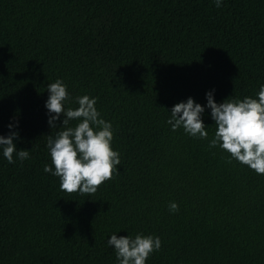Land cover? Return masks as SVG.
Here are the masks:
<instances>
[{
	"label": "trees",
	"instance_id": "16d2710c",
	"mask_svg": "<svg viewBox=\"0 0 264 264\" xmlns=\"http://www.w3.org/2000/svg\"><path fill=\"white\" fill-rule=\"evenodd\" d=\"M57 78L66 106L95 96L113 124L118 173L92 194L43 171ZM260 83L264 0H0V134L18 121L14 143L30 151L0 156V264H116L113 232L159 236L147 264H264V175L208 147L210 110L206 139L165 123L188 97L242 99Z\"/></svg>",
	"mask_w": 264,
	"mask_h": 264
},
{
	"label": "clouds",
	"instance_id": "9594fccd",
	"mask_svg": "<svg viewBox=\"0 0 264 264\" xmlns=\"http://www.w3.org/2000/svg\"><path fill=\"white\" fill-rule=\"evenodd\" d=\"M212 2L217 8L222 6V0ZM46 91V123L59 130L55 135L46 136L50 164H45L43 171L58 178L63 192L95 193L98 186L118 173L120 154L112 147L113 124L101 116L95 96H76L77 106H66L71 96L60 78L48 83ZM214 93L215 89L205 92L203 106L192 97L175 103L165 123L170 131L182 129L192 138L206 139L211 126L204 124L202 114L205 109L210 110L215 131L208 140V147L226 152L229 163L235 160L257 175H264V83L259 84L254 96L242 99L229 97L217 103ZM70 121L76 122L74 126H69ZM18 127V121H10L6 125L7 133L0 134V156L9 164L16 162L13 154L21 162L29 158L30 151L17 149L14 143L19 135L14 129ZM168 209L176 212L177 203L170 201ZM106 247L113 250L116 264H147L149 256L159 251L161 240L153 234L113 232L106 239Z\"/></svg>",
	"mask_w": 264,
	"mask_h": 264
}]
</instances>
